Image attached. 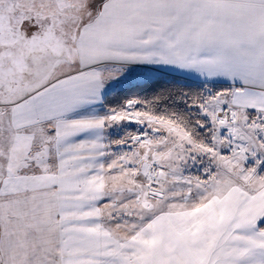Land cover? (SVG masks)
<instances>
[{
  "label": "snow or ice",
  "instance_id": "1",
  "mask_svg": "<svg viewBox=\"0 0 264 264\" xmlns=\"http://www.w3.org/2000/svg\"><path fill=\"white\" fill-rule=\"evenodd\" d=\"M0 264H264V0H0Z\"/></svg>",
  "mask_w": 264,
  "mask_h": 264
},
{
  "label": "trees",
  "instance_id": "2",
  "mask_svg": "<svg viewBox=\"0 0 264 264\" xmlns=\"http://www.w3.org/2000/svg\"><path fill=\"white\" fill-rule=\"evenodd\" d=\"M175 85L180 84L187 88H196L199 87L198 83L193 81H186L181 78H175L173 76H160L156 79L149 80L146 84H144L141 87H129L122 90L120 95L116 97H111L108 100L109 104H119L122 103L123 100L129 98L133 95H142L146 91H155L156 89H159L161 87H164L166 85Z\"/></svg>",
  "mask_w": 264,
  "mask_h": 264
},
{
  "label": "crops",
  "instance_id": "3",
  "mask_svg": "<svg viewBox=\"0 0 264 264\" xmlns=\"http://www.w3.org/2000/svg\"><path fill=\"white\" fill-rule=\"evenodd\" d=\"M162 75L161 76H173L175 78H181L183 80L186 81H193V82H197L200 83L199 77L193 73V72H189V71H184V70H178V69H162Z\"/></svg>",
  "mask_w": 264,
  "mask_h": 264
},
{
  "label": "rangeland",
  "instance_id": "4",
  "mask_svg": "<svg viewBox=\"0 0 264 264\" xmlns=\"http://www.w3.org/2000/svg\"><path fill=\"white\" fill-rule=\"evenodd\" d=\"M197 83V82H196ZM200 83H198V85H199Z\"/></svg>",
  "mask_w": 264,
  "mask_h": 264
}]
</instances>
